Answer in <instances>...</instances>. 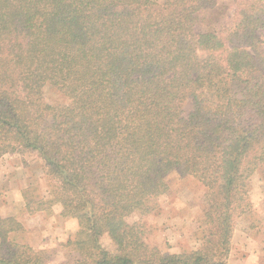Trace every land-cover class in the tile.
I'll list each match as a JSON object with an SVG mask.
<instances>
[{"label": "trees", "instance_id": "16d2710c", "mask_svg": "<svg viewBox=\"0 0 264 264\" xmlns=\"http://www.w3.org/2000/svg\"><path fill=\"white\" fill-rule=\"evenodd\" d=\"M259 1L200 28L215 1L0 0V156L36 154L49 198L26 188L25 210L77 221L72 264H227L247 180L264 170ZM172 171L205 189L201 244L179 253L134 219L158 209ZM23 231L0 213V264H47Z\"/></svg>", "mask_w": 264, "mask_h": 264}, {"label": "rangeland", "instance_id": "374dc122", "mask_svg": "<svg viewBox=\"0 0 264 264\" xmlns=\"http://www.w3.org/2000/svg\"><path fill=\"white\" fill-rule=\"evenodd\" d=\"M213 1L216 2L215 7L204 14L206 19L199 25L200 28L205 27L207 23L212 27L230 25L238 14L241 0ZM259 4L264 5V0H260L257 5ZM255 34L260 40V48L264 49V23ZM44 97L49 102L64 100V96L51 86L44 88ZM189 108L190 103H185V111ZM1 177V181L7 177L8 182L0 185L1 195L8 184L17 189L22 181V190L28 188L34 195L39 196L38 198H49V185L43 176L41 162L31 151L23 150L0 156V179ZM167 180L169 192L161 198L158 209L150 215L137 214L134 219L144 224L146 242L150 246L158 247L162 252L179 253L197 248L201 244L198 239L201 234L199 220L204 207L205 189L196 178L174 171L169 173ZM247 190L252 210L236 221L227 264H235L236 258L239 259V264H264L263 169H258L250 175ZM59 213V205L50 210L34 212L29 217V223H25V231L14 233L13 236L20 242H28L34 248L44 250L45 256L49 259L47 264H72L76 255L71 247L64 246V243L74 237L78 224L74 218L64 217ZM26 214V210L23 209L18 216L28 218Z\"/></svg>", "mask_w": 264, "mask_h": 264}, {"label": "crops", "instance_id": "0c3cea01", "mask_svg": "<svg viewBox=\"0 0 264 264\" xmlns=\"http://www.w3.org/2000/svg\"><path fill=\"white\" fill-rule=\"evenodd\" d=\"M1 180H2V177L0 179V185L5 181L7 182V177L4 179V181H1ZM6 182L4 184L8 183ZM21 182L22 181H20L17 189L14 187H11L8 184V187H6V189L3 190L4 194L3 195L0 194V211L3 212V213L1 212L0 213L5 216H16L18 220L23 224V226H26L25 223L26 222L29 223L28 220L31 214L29 213L26 214L28 218L18 216L19 212L25 209V202L22 196V183ZM231 240H232V237H231ZM230 257H232V255ZM238 260L239 259L236 258L235 264H239Z\"/></svg>", "mask_w": 264, "mask_h": 264}]
</instances>
